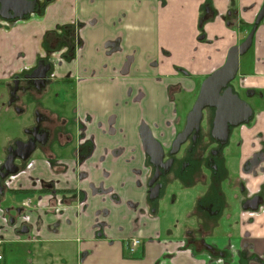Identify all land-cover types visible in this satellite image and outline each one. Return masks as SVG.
I'll list each match as a JSON object with an SVG mask.
<instances>
[{
	"label": "crops",
	"instance_id": "obj_1",
	"mask_svg": "<svg viewBox=\"0 0 264 264\" xmlns=\"http://www.w3.org/2000/svg\"><path fill=\"white\" fill-rule=\"evenodd\" d=\"M263 1L53 0L42 15L16 20L9 30L0 28V80L47 55L52 76L74 86L77 115L85 126L83 136L74 137L75 148L73 143L67 148L63 139L57 158L54 153L48 160L34 154L23 170L7 178L8 188L28 191L7 195L4 203L21 206L28 198L26 238L33 246L28 254L13 251L8 262L20 255L23 264H46L57 253L59 264H264V207L253 222L221 236L203 227L205 241L225 255L189 242L184 231L174 236L163 226L158 212L149 211L150 171L138 131L144 122L153 136L170 142L178 120L171 94L180 88L194 92L196 78L222 64L245 32L232 31L234 14L241 13L248 26ZM205 6L211 13L204 36L198 38ZM65 23L79 25L80 45L70 61L61 58L64 46L56 52L43 49L44 34ZM239 71L247 78L245 85L261 94L255 127L244 132L242 148L250 158L259 146H251L252 136H264V19L250 49L239 58ZM86 141L92 147L82 156L79 147ZM259 166L251 165L248 185L259 189L264 200ZM44 185L48 189L40 191ZM208 216L203 217L207 225L213 221ZM14 227L0 226V234L13 243ZM132 236L142 243L130 255L125 243Z\"/></svg>",
	"mask_w": 264,
	"mask_h": 264
},
{
	"label": "flooded vegetation",
	"instance_id": "obj_2",
	"mask_svg": "<svg viewBox=\"0 0 264 264\" xmlns=\"http://www.w3.org/2000/svg\"><path fill=\"white\" fill-rule=\"evenodd\" d=\"M33 1H34L33 9L28 13H26L25 15H23L22 17L5 18L0 15V28L9 30L10 28L9 24L13 23L16 20L26 19L30 17L32 14L42 15L45 6L48 3L52 2L53 0H33ZM263 4L264 1L260 6L259 10L256 12L253 21L249 23L248 26L247 24L245 25L243 23V18L241 13H237L236 11V13L234 14V20L232 21L230 27L234 33H237V31H239L240 29L245 32L241 40L238 43L231 45L230 47L234 45H239L241 42L244 41V39L247 37V35L255 25V20ZM210 13H211L210 7L205 6L203 12H201L199 16L198 25H197V28L199 29L198 38H202L204 36L202 29L204 24L208 21V16L210 15ZM263 19L264 16L261 18L260 22L258 23L255 31L257 30L258 26L261 24ZM66 24H70L73 26L72 38L74 41V55L72 58H74L76 55V50L80 45V38L77 35V29L79 27L78 24L65 23L58 28L59 31L52 30L47 32H55L57 34H60L62 32L61 27ZM242 27L245 28L242 29ZM45 34L43 36V42L45 40ZM254 34H253V38H254ZM253 38L251 45L253 43ZM57 42L58 40L55 39V41L52 42V46L55 45ZM63 46L66 47V50L63 53H61V58H63V54L66 51H68L66 45H61L55 48L54 50H49L47 49L48 47L46 48L43 45V49L46 53L56 52L59 51V49ZM227 53L221 65H219L218 67L214 68L209 73L201 77V80L199 81V83H197L195 89V91H197V95L202 81L215 69L219 68L224 64L227 57ZM241 56L242 55H240L239 58ZM70 60H66V61H70ZM180 70L182 71V73L185 74L188 73L185 69L183 70L180 69ZM52 73H53V66L52 63L50 62V59L48 58L47 55L40 54L38 55L35 64L32 67L13 74L11 78H9L8 80H0V88H5L6 90L4 100L3 101L0 100V112L4 111V113L7 115L6 119L8 123V129L6 131V140L2 149L3 156L0 159V172L5 171V167L2 168V166L4 162L7 160V158L12 159L13 164L18 167V171L16 172L18 173L19 171L23 170L26 167L29 160L31 159V156H33L34 154L40 153L46 155L47 160L49 158L47 155L55 154L54 157L57 158L63 139H65L68 142V144L71 145L73 143L75 136L76 137L79 135L83 136V130L85 129V126H82L80 124L79 116L77 115V111H76L77 107L75 105V92L73 95L75 108L73 106L72 109L70 110L66 109L65 105L63 107L54 106L49 104L50 102H46V99L49 98L47 97V95L51 92L53 85L62 83L71 86L70 82L69 83L62 82L64 79L67 80L66 78H54L52 76ZM43 74L45 75L43 76ZM237 74L238 75L240 74L239 83L240 86L245 90V92H247L252 96H257V98L260 100L259 96L261 94L258 91H256L255 88L245 85L247 78L243 77V75L240 73L239 65L234 78L231 81H229L227 84V86L231 88V91L234 94H236L241 100H243L240 97L237 88L231 83L237 77ZM180 89L182 90L181 91L182 93L185 91L184 88H180ZM221 92H223V89L221 90ZM171 96L174 99V94H171ZM195 100L193 102H195ZM243 101L247 105H249L245 100ZM192 106L193 103L186 112L185 121L183 125L181 126L180 129H177L176 127L175 132L171 137L169 143L164 144L161 140H159L157 137L154 136L160 142L164 151L162 162L163 163L169 162L167 168L165 169L160 168L161 172H159L158 179L152 185L155 186L156 184H159L160 186L158 191V196L154 199L149 198L148 181L152 178L155 168L150 163V158L146 154L143 148L144 153L146 154L145 155L146 164L150 171L146 184L147 186L146 195L149 204V211H151L152 214L158 212L157 208H154L153 205L154 204L157 205V203H159L160 199L163 197V194L166 191V185H165L166 182L173 183L175 182L174 180H177L188 186L193 181L198 182L199 180H204L205 176L202 172V166H206V168H208L211 172L210 179L209 182L207 183V187L204 188L203 190V194L202 195L198 194L196 196L197 203L194 206V209L191 213L203 214V217L204 215L205 216L209 215L208 217H210L213 221L209 220L208 222L210 224L212 223L214 224V228H212L210 232L216 235L215 228L219 225V219L228 216L226 212L227 208L230 207V205H232L231 203H235L234 208H236L235 210L236 225L246 226L247 224L253 222L255 216L264 207L263 196L260 194L261 191L259 189H252L248 185L249 183L248 181L251 178V176L249 175L250 173L249 170L251 168V165L254 163H258V166L260 165L259 173L260 175H262L263 184H264V150H263L264 147H261V145L264 146V144H262L264 143V140L260 139V142L258 141V138L261 137L264 138V136H252L251 146L254 147L257 144H259V146L257 149H255L252 152L250 158L247 157L248 155L247 156L244 155V150L242 148L246 139L244 132L247 130L250 131L255 127V124L257 122L256 117L259 113L258 111L256 113L253 107L249 105L252 110V113L249 116L248 120L237 126H229V135L227 137V140L223 141L219 137L212 136L211 129H212L213 117L215 114V108L206 107L202 111V118L200 120L198 131L193 130L186 137L185 141L180 145L178 151L172 154L170 152L172 147V142L175 139L176 135L183 130L186 122L187 113L191 110ZM9 112H10L9 115L12 117L10 121L12 122L8 120ZM13 118L22 119V120L25 119V122H23L22 124L19 123L20 125L19 126L17 125V122H14ZM84 121L86 122L88 121L87 117H84ZM179 121L180 118L178 115V120L176 122V125ZM17 126H18V130H17ZM237 128L239 129V132H241V134L240 136L236 137L233 150L230 152L229 155H227L225 154L224 149L230 143V139L232 137L231 133ZM18 141L22 142L19 148L18 145L16 144ZM26 144H32V145L34 144L33 146L34 149L25 159H22L20 155L25 154L24 145ZM55 145L57 146V148L55 147ZM72 145H74L73 147L75 148L77 142L76 144L74 142ZM87 147L91 148L92 146L86 141L79 147V149L80 148L85 149ZM79 149L75 150L77 156H79L78 153ZM226 155L228 156V158ZM237 156H238V160H236ZM234 160H236L238 164L237 165L238 172H237V177L231 178L230 167L232 166ZM57 163L58 164L60 163V165H62L61 162H57ZM16 173H13L11 175H14ZM11 175H8L5 178L1 179V185L3 187V191L0 194V211L2 212L1 219L4 218V221L2 220L1 225H3V227H7V226L14 227L17 222L21 223L18 226L17 231H15V227L13 230V232L16 235L15 240L20 241V240H24V237L29 235L28 234L29 227L26 224L27 222L25 218L26 214L24 213V208H29L30 204L27 201L28 198L21 203V206L20 205L8 206V204L4 203L5 198L7 196L4 195L6 193V189L7 190L10 189L6 185V180ZM222 179L224 180L231 179L233 183L232 187H229V189L231 190L236 189L234 182L237 181L236 194L231 197L232 199H229V197H227V194L223 192L224 189L222 186ZM13 190H21V189H13ZM8 195H13V194H8ZM3 196H5L4 201L1 203ZM203 222L206 223L205 219H203ZM24 227L28 229L27 232L21 231L22 228ZM203 229L204 228L202 223L198 221L196 222L195 227L193 228L186 227L183 231L185 237L189 242L197 243L198 245L203 246L205 249L213 252L214 254L223 255L224 254L223 251L221 250L218 251V249L213 244L211 243L209 244L205 241V239L207 238L206 236L207 234ZM221 235L224 234H217V236H221ZM133 238L138 241L137 245L134 247L129 245V242ZM7 239L8 238L5 235L0 234V264L8 263L7 258L9 255L7 253L6 247L7 244L12 241ZM141 243H142L141 238L132 236L126 239L125 248L127 249L130 255H133L136 253Z\"/></svg>",
	"mask_w": 264,
	"mask_h": 264
},
{
	"label": "water",
	"instance_id": "obj_3",
	"mask_svg": "<svg viewBox=\"0 0 264 264\" xmlns=\"http://www.w3.org/2000/svg\"><path fill=\"white\" fill-rule=\"evenodd\" d=\"M34 7L33 0H0V15L5 18L22 17ZM12 11V13H11ZM264 16V4L260 9L255 25L239 45H234L229 48L226 60L222 66L215 69L209 74L201 83L200 89L191 110L187 113L186 122L183 130L179 132L172 142L170 152L176 153L180 145L185 141L186 137L193 131H198L200 120L202 118V111L206 107H214L215 114L212 121V136L219 137L226 141L229 135V126H237L246 122L252 113L249 105L241 100L236 94L227 86L231 81L239 65V56L243 55L251 46L254 31ZM45 74H43L44 76ZM223 89V92L221 90ZM139 135L146 154L150 158V163L154 166L155 171L152 178L148 181L149 198L154 199L158 196L159 184L152 186L158 179L160 168H167L169 162H162L164 151L160 142L153 136L151 129L146 123H141L138 128ZM22 142L18 141L16 144L18 148ZM34 144L24 145V153L20 157L25 159L34 149ZM5 167L4 172H0V194L3 191L1 179L8 175L16 173L18 167L13 164L12 159L7 158L2 168ZM22 232H27L26 227L22 228Z\"/></svg>",
	"mask_w": 264,
	"mask_h": 264
},
{
	"label": "rangeland",
	"instance_id": "obj_4",
	"mask_svg": "<svg viewBox=\"0 0 264 264\" xmlns=\"http://www.w3.org/2000/svg\"><path fill=\"white\" fill-rule=\"evenodd\" d=\"M184 69V68H183ZM240 74H237V77L231 82L238 90L240 97L245 100L257 113L256 106L260 103L257 96H252L245 92V90L240 86L239 78ZM196 78V77H195ZM196 82L199 83L201 80L200 77L196 78ZM185 90V89H184ZM5 88H0V100H4L5 98ZM74 86L65 85V84H56L53 85L51 92L47 95L46 102H50L49 104L54 106H61L65 105L66 109L70 110L74 106ZM197 96V91L188 93L186 90L182 92H176L174 94V102L176 107V112H178L180 121L177 123V129H180L185 121V115L187 110L191 107L193 101ZM50 100V101H49ZM64 102V103H63ZM64 107V108H65ZM10 112L8 113V115ZM7 115L4 111L0 112V159L3 156V145L5 144L6 140V131L8 129V123L6 119ZM12 117L9 115L8 120L10 121ZM14 122H17V125L22 124L25 122V119H16L13 118ZM12 122V121H10ZM20 126V125H19ZM18 130V126H17ZM241 132L237 128L231 133L230 143L225 147L224 152L225 154L229 155L230 152L233 150V146L235 144V139L237 136H240ZM76 137V136H75ZM57 148V146L55 145ZM71 145H68L67 148H70ZM226 155V156H227ZM228 158V156H227ZM238 160V156L236 157ZM234 160L232 166L230 167V177L235 178L237 177V162ZM202 172L205 176L204 180H199L198 182L193 181L188 186L184 183L174 180L175 182L170 183L166 182V191L163 194V197L160 199L159 203L154 204L153 207L157 208L158 216L162 220L163 226L168 229L172 235H180L183 230L187 227L193 228L195 227L196 222L200 221L205 229H212L214 228V224L206 225L207 223L203 222V214H194L191 213L196 205V196L202 195L204 188L207 187V183L210 179V170L206 168V166H202ZM229 176V175H228ZM181 185V186H180ZM233 183L231 179L224 180L222 179V186L224 189V193L227 194L229 199L236 194L237 190V181L234 182L236 189L231 190L229 187H232ZM4 197L1 200V203L4 201ZM6 203V202H5ZM230 207L227 208L226 212L228 216L222 217L219 219V225L215 228V233L217 234H225L227 231L233 230L236 228V208L235 203H231ZM1 220L4 221V218ZM24 240L16 241L15 243L10 242L7 244V253L11 255L13 251H22L26 252L27 254L33 250V246L29 245V241H27L26 236ZM29 250V251H28ZM18 256V257H17ZM20 255H14V259L10 260V262L6 264H23V259ZM51 262L46 264H59L61 261V255L54 253L51 256ZM35 264V263H33Z\"/></svg>",
	"mask_w": 264,
	"mask_h": 264
},
{
	"label": "trees",
	"instance_id": "obj_5",
	"mask_svg": "<svg viewBox=\"0 0 264 264\" xmlns=\"http://www.w3.org/2000/svg\"><path fill=\"white\" fill-rule=\"evenodd\" d=\"M61 33L57 34L55 32H47L45 34V40L43 42V45L49 49V50H54L55 48L61 46V45H66L67 46V50L64 54H63V58L65 60H70L73 55H74V41H73V26L70 24H66L63 25L61 27ZM51 38V39H49ZM48 39V40H47ZM55 39L58 40V42L52 46V42L55 41ZM48 42V43H47ZM63 83H69L70 80H63ZM84 150V153L82 154V156L86 155V153L89 152V150H91L90 147H87ZM48 188L47 186H43L41 187L40 191H46ZM27 190H13V189H6V193L4 194L5 196L8 194H16V193H27Z\"/></svg>",
	"mask_w": 264,
	"mask_h": 264
},
{
	"label": "built area",
	"instance_id": "obj_6",
	"mask_svg": "<svg viewBox=\"0 0 264 264\" xmlns=\"http://www.w3.org/2000/svg\"><path fill=\"white\" fill-rule=\"evenodd\" d=\"M138 243V241L136 239H132L130 242H129V245H131L132 247L136 246Z\"/></svg>",
	"mask_w": 264,
	"mask_h": 264
}]
</instances>
